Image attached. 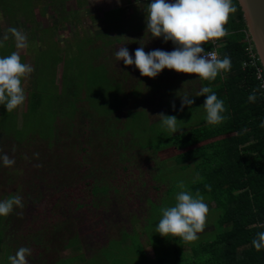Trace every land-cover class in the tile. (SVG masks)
I'll return each instance as SVG.
<instances>
[{
  "label": "rangeland",
  "instance_id": "obj_1",
  "mask_svg": "<svg viewBox=\"0 0 264 264\" xmlns=\"http://www.w3.org/2000/svg\"><path fill=\"white\" fill-rule=\"evenodd\" d=\"M25 3L28 7L31 6L26 1ZM81 3L80 5L85 4V2ZM11 4L15 10L20 12L24 10L26 16L30 12L23 5ZM65 9L66 12L82 9L90 10L91 16L85 19L87 29L93 28L94 20L97 21L104 18L102 7L96 8L93 5L78 6L73 1L69 2ZM51 10L53 15L54 8ZM19 20L21 22L29 21L24 18ZM9 27H13L12 23L4 15H1L0 28ZM73 34H76V30L70 29V27L65 32H61V35L66 39L71 38ZM40 36L43 38L46 35L40 34ZM92 47L93 45L89 46L88 44L79 45L76 48L77 54L69 57H66L65 54L63 55L62 52H58L57 55H60L61 60L57 59L55 54L47 53L48 51L38 54V47L34 45V42L28 44L26 50L15 49L20 56L21 62L31 65V72L36 70V79L34 80L30 77L31 73L22 78L21 87L24 90L25 100L21 105L17 106L19 117L18 122H15V126L18 123L21 131L18 133V139L14 135L9 134L7 141L12 143L18 140L23 146L20 149H8V146L2 148L0 145V154H6L14 161L10 166L0 165V169L6 172L7 175L18 176V178L29 174L32 168L36 166L33 160V157H35L34 153L48 154V158L51 159L49 151L46 150L47 143L45 141L53 140L56 143L62 134L60 146H63L62 143H65V140L69 137L68 129L61 126L59 121L57 135L54 136L57 124L51 122L60 119L61 113L73 114V112L79 110L78 113L81 115L77 116L76 120L78 122L73 126L76 128L74 134L77 133V136L70 135L71 142L68 143L70 150L73 151L71 162L74 163L68 166L63 161L60 162L61 173L64 177L66 176L64 179L69 182L67 187L57 184V180L58 183H61L60 175L55 180L45 176L46 181H50L56 186H39L37 193H40V197L32 199L34 197L22 196L20 189L15 193L17 187H14V184L17 181L15 183L13 181L2 182L0 199L14 193H20V197H23L21 201L26 204V211L24 210L26 216H22V213L17 214L21 212L19 210H22V208H18V211H12L9 215L3 217L4 220L0 221L1 234V227L5 221L15 216L14 220L10 221L8 228L10 231L8 232L7 230L8 234L6 233L4 245L0 244V264H8L7 256L14 254L15 249L13 247H17V243L12 244L11 242L16 235L14 241H19L20 232L35 231L39 229V225L43 227L44 225L47 226L48 223L59 221L66 224L68 222L74 226V231L82 238L86 252L91 249L98 250L97 245H105L108 242V237L116 236L119 226L129 232L135 230L139 235L138 238L144 255L148 261L152 260L155 250L148 245L145 234L142 232L144 222L145 224L146 222L151 224V219L155 218L153 211L150 218V213L147 212L148 205L159 202L169 187L177 181H183L185 185H189L188 178H191V181L196 179L192 173L189 177V171L184 168L187 164L185 166L183 164L176 165L175 155L179 152L178 150L162 148L165 137L162 135L164 132L159 126V117L157 115L166 113L167 109L161 108L159 104H168V96L170 98L173 95L172 85L165 83L164 91H162L163 96L154 98L152 95L155 93L153 94L147 85H152L154 82L152 78L148 83L145 80L142 83L140 82L142 78L137 77V80H139L135 84L133 77H130V80L126 79L124 84L118 74L119 63L121 62L117 59L116 68H112L113 76L111 74V77H107L109 69L104 65L103 55L100 57L99 50H91ZM66 48L70 51L74 49L73 44H69ZM99 48L102 49V45ZM12 49L9 46L6 50V55ZM38 55L41 57L39 60H37ZM66 59L68 75L77 76L79 93L76 95L77 100H69L68 103L66 102V106L60 108L63 98L61 93L64 87L68 86L66 81L69 80L68 77L64 76ZM127 66L134 67L132 65ZM54 71L55 84L53 82ZM39 72L41 77H38ZM161 72L162 80L167 81L170 79L166 75L167 69H162ZM182 77L186 78L184 83L186 90L196 84L194 74H187ZM107 78L112 81L110 82L111 84ZM131 79L133 81L130 85L127 82H130ZM133 85L136 86L133 88ZM36 88L40 93V103L35 109L34 106L37 105H35V101L31 97V91H35ZM86 101L87 103L84 105ZM29 105L30 108H28ZM78 107L79 109H76ZM202 110L204 111V109ZM83 111H86L84 117L82 116L84 115ZM189 112H184V115L180 116L168 111L167 115H174L179 122L185 123L187 120L189 122L193 120L192 113H190L191 117L186 116ZM199 115H202V111ZM3 120H5L4 116L0 121ZM85 133L87 134L85 135ZM29 136L36 137L35 144ZM23 141L25 142L22 143ZM144 143H149L150 146H153L152 149L147 151L145 149L140 150L139 145ZM60 150H63V148H59ZM41 157L39 155L38 158ZM59 161L60 157L56 158L54 163L59 166ZM162 162H164L163 166H161ZM192 168L193 166L191 165L189 170ZM159 170L163 171L159 172ZM92 184H96L100 188L106 185L109 188V199L104 200L99 196H92ZM24 193L27 194V190ZM99 198L102 199L101 202ZM169 201L170 199L166 200V206L172 204ZM163 204L162 202L161 207ZM67 218L70 219L67 220ZM26 219L27 221H25ZM210 219V216L206 215L204 227L197 233L195 240L185 241L182 246L185 251H189L192 244H198L200 241L206 240L208 237L206 232L213 229L209 223ZM154 226L155 224L151 231L154 230ZM54 232L53 230V234H55ZM29 248L31 249V257H35L39 252V259L42 258L43 253L36 245ZM135 250L136 247L132 250L128 249L129 253H126L128 259L124 264H156L154 261H140L135 254ZM159 250L163 251V245ZM63 254L67 255L68 253L65 252ZM88 256L90 255L88 254ZM63 257L65 258V256ZM67 263L71 264L70 262Z\"/></svg>",
  "mask_w": 264,
  "mask_h": 264
},
{
  "label": "trees",
  "instance_id": "obj_2",
  "mask_svg": "<svg viewBox=\"0 0 264 264\" xmlns=\"http://www.w3.org/2000/svg\"><path fill=\"white\" fill-rule=\"evenodd\" d=\"M25 1L30 6L35 0H0V16L4 15L10 23L17 19H28L31 7H28ZM11 3L17 6L19 4L20 6L23 5L30 12L26 16L24 10L21 12L15 10ZM231 4L234 10L228 14L223 24L225 35L216 38L220 58L224 55L229 56L231 67L227 72L221 71L218 73L217 77L211 81L200 80L201 85H207L211 91L216 93L217 98L222 99L225 108L223 113L225 119L216 125L209 124L205 120L194 124H190L188 120L185 123L180 121L176 133L172 135L164 129V133H162L165 137L162 148L179 151L175 155L176 165L189 163L193 166L191 173L196 179L191 181V178H188L189 185H185V189L193 193L199 192L203 196L205 203L208 205L207 215L211 218L209 223L213 229L206 232L208 237L205 241L192 244L189 251L182 248L185 241L172 236L163 237L155 233L154 230L151 231V228L160 217L161 203L163 202V206H166V200L168 199H170L169 202L174 203L172 198L178 190L177 182L171 185L159 202L148 205L147 212L150 213V218L152 211L155 213V218L151 219V224H147V222L145 224L144 222L142 226V232L145 234L148 245L155 250L154 258L149 261H154L156 264H264V248L257 250L251 245V240L256 234L259 231H264V127L260 126L261 119H264V97L260 95L259 83L253 69L250 67L244 68L243 66L247 56V42L244 34L246 26L236 1L231 0ZM203 46L205 50L212 47L211 40L204 42ZM5 47V45L0 44V56L6 55L7 49ZM51 51L53 50H48L47 53L54 54V51ZM69 56L68 54L67 57ZM56 58L58 59L57 56ZM67 68L66 59L64 76L69 78L66 81L69 87L65 86L61 93L63 98L60 108L66 106L69 100H77L76 95L79 93L77 76L68 75ZM38 77H41L40 72ZM31 78L36 79V70ZM140 78H142L140 81L142 83L143 80L149 79L144 76ZM133 79H131V82L137 84L139 79L137 80V77ZM53 82L55 84V71ZM156 85L159 84H156L155 81L150 85L152 93H155L152 97L159 98L163 96L164 85ZM253 92L255 93V99L249 101L248 95ZM156 93L159 94L156 95ZM39 94L37 88L35 91H31V97L37 105L34 106L35 109L40 103ZM203 101L204 97L201 96L200 104H203ZM86 103L87 101L84 105ZM28 108H30V105ZM76 109H79V107ZM124 109L126 108L124 107ZM166 109L165 115L169 111L167 107ZM177 109L179 110H176V114L180 116L184 115V110H189L185 107L180 108V105ZM78 111L73 112V114L61 113L60 119L51 122L57 124L54 136L57 135L59 123L69 131V137L65 140V143H62L63 146H60L62 134L56 143L53 140H44L47 143L46 150L49 151L51 159L48 158V154L35 155L36 158L33 157V160L36 166L32 168L29 174L19 178L18 176H9L0 169V190L3 181H13L14 183L17 181L14 184V187H17L15 193L20 189L22 196H31L34 197L32 199H35L40 197V193H37L39 186H56L50 181H46L45 176L55 180L60 175L61 183H58L57 180V184L63 187L69 185V182L64 179L66 176L64 177L61 173L60 162L63 161L68 166L74 163L71 162L73 151L70 150L68 143L71 142L70 135L77 136V133L74 134L76 128L73 126L78 122L76 120L77 116L81 115ZM83 112L84 115L82 116L84 117L86 111ZM3 116L5 120L0 121L1 147L8 146V149H20L23 146L20 141L16 140L12 143L7 141L9 134L17 138L18 133L21 131L18 123L15 126V122H18L19 117L17 107L6 111L0 105V120L3 119ZM218 137L220 139H215ZM29 138L33 140V143L36 140L34 136H29ZM152 147L149 143L139 145L140 150L145 149L146 151L152 149ZM59 148H63V150L59 151ZM39 155L40 157L42 155V157L38 158ZM58 157H60V167L57 166V163H54ZM163 165L164 162L161 163V166ZM57 167L59 168L57 169ZM161 171L163 170H159V172ZM191 173H189V177ZM24 190H27V194L24 193ZM91 195L107 200L110 197L109 188L106 185L100 188V186L92 184ZM31 197L29 198L31 199ZM102 199L99 198L100 202ZM25 205L23 203L22 210H19L21 212L17 214L22 213V216H26V213H24V210L26 211ZM16 210L18 211V208L14 207L13 211ZM14 217L6 220L1 227L0 244L2 245H4L5 238L10 231L8 230L10 221L14 220ZM69 219L67 218V220ZM2 220H4L3 217H0V221ZM59 222L48 223L47 226L44 225L43 227L39 225V229L35 231L20 232L19 241H14L16 235L11 242L12 244L17 243V247H10L16 250L20 246L29 248L36 245L42 251L43 256L41 259H39V252L35 257L28 255L26 257L27 264H68L67 262L71 264H124L128 259L126 257V253H129L128 249L132 250L135 247V254L138 259L149 262L142 251L139 235L135 230L129 232L119 226L116 236L108 237V242L105 245H97L98 250L91 249L86 252L82 238L76 234L74 226L68 222L67 224ZM53 230L55 234H53ZM162 245L163 251H160ZM65 252L68 254L64 255ZM59 254L61 255L58 256Z\"/></svg>",
  "mask_w": 264,
  "mask_h": 264
},
{
  "label": "clouds",
  "instance_id": "obj_3",
  "mask_svg": "<svg viewBox=\"0 0 264 264\" xmlns=\"http://www.w3.org/2000/svg\"><path fill=\"white\" fill-rule=\"evenodd\" d=\"M233 10L231 0H147V31L152 38L171 41L174 47L170 51L155 48L145 52L143 46H140L130 56L128 49L121 46L115 50L114 56L118 61L122 60L124 65L134 66L144 77L153 78L162 69H170L177 73L194 74L195 79L201 81H211L221 71H229L231 60L227 55L219 58L214 50L206 51L203 45L206 41L225 35L223 24ZM9 33L15 49L27 47V36L22 30L9 27L5 30L3 39H7ZM31 71V65L21 62L15 50L0 56V105L6 111L24 102L21 81ZM198 95L204 97L202 107L205 121L212 125L222 122L225 119L222 99L217 98L216 93L207 85L200 87ZM179 99L180 108L193 103V98L187 95ZM254 99L255 93H250L248 100ZM157 116L162 129L173 134L178 131L179 121L176 116L163 113ZM260 126L264 127V119H261ZM13 163V159L6 154H0V165L10 166ZM177 188L174 203L159 209L160 217L154 231L163 237L172 236L183 241H193L204 227L208 205L199 192L186 190L183 181H177ZM14 207L23 208L19 194L14 193L0 199V217L9 215ZM251 245L257 250L264 248V231L256 234ZM30 253V248L18 247L14 254L7 256L8 264H27L26 257Z\"/></svg>",
  "mask_w": 264,
  "mask_h": 264
},
{
  "label": "crops",
  "instance_id": "obj_4",
  "mask_svg": "<svg viewBox=\"0 0 264 264\" xmlns=\"http://www.w3.org/2000/svg\"><path fill=\"white\" fill-rule=\"evenodd\" d=\"M73 1L76 2L78 6L93 5L96 8L102 7L104 18L102 20H94L93 28L87 29L85 19H88V17L91 16V11L82 9L66 12V5ZM81 2H85V4L80 5ZM81 2L79 0H35L30 6L31 13L28 17L29 21L21 22L17 19L12 22V25L26 34L28 44L34 42V45L38 47V54L53 50L58 59H60V55H57L58 52H62V54H65L67 57L68 54H77L76 48L79 45H93L91 50L98 49L100 57L103 55L104 65L109 69L107 77H111L112 68L116 65L114 52L118 47L125 46L128 49L130 56L132 55L133 50L140 46H143L145 52L155 48L170 51L174 47L171 41L165 42L162 38H152L147 31L145 26L147 0H119L118 3L117 0H83ZM52 8H54L53 15L51 14ZM69 27L70 29L72 28L76 30V34H73L71 38L66 39L61 35V32H65ZM6 29L7 28H2L1 30L0 28V44L5 45L6 49L11 46L14 51L15 47L11 34H8L7 39H3ZM40 34L46 36H43L42 38ZM69 44H73L74 49H71V51L66 48ZM99 45H102V49L99 48ZM27 48L28 45L23 50H26ZM211 48L212 47L209 49ZM40 58V55H38L37 60ZM120 62L118 74L122 78V81H124V84L126 79L130 80V77H142L139 74L138 69L124 65L122 60H120ZM31 75H34V71L31 72ZM161 75L162 72L158 73L152 78V80L155 81L156 84H159L156 86H161L165 83L172 85L171 89H173V95L170 98L168 96V104H159V106L161 108L167 107L169 111L176 113V110L180 105L179 97L188 94L187 96L193 98L192 105L185 106V108H189V110L183 111H190L189 114L192 113L193 115V120L188 122L194 124L205 120V113L202 110V104H200L201 96L198 95L199 89L202 86L200 84V79H195L196 84L192 85V88L186 90V87H184L186 78L182 76H186L187 74L177 73L167 69L166 75L170 78L167 81L162 80ZM108 80L110 83L111 80ZM148 80L151 81V78ZM130 82L127 83L130 84ZM135 86L136 85H133V88ZM148 87L151 89L150 85H148ZM173 105L175 106L173 107ZM201 111L202 115H199ZM189 114L188 116L191 117V114ZM215 139H220V137ZM183 165H186L185 167H187L189 173L193 171V168L189 170L191 166L189 163H184Z\"/></svg>",
  "mask_w": 264,
  "mask_h": 264
},
{
  "label": "water",
  "instance_id": "obj_5",
  "mask_svg": "<svg viewBox=\"0 0 264 264\" xmlns=\"http://www.w3.org/2000/svg\"><path fill=\"white\" fill-rule=\"evenodd\" d=\"M264 66V0H235Z\"/></svg>",
  "mask_w": 264,
  "mask_h": 264
},
{
  "label": "built area",
  "instance_id": "obj_6",
  "mask_svg": "<svg viewBox=\"0 0 264 264\" xmlns=\"http://www.w3.org/2000/svg\"><path fill=\"white\" fill-rule=\"evenodd\" d=\"M244 34L247 42V48H246L247 56L243 62V66L244 68L250 67L251 69H253L254 74L256 75L257 81L259 83L260 95L264 97V66L260 61L258 52L255 48V45L252 41L249 31L244 30ZM211 42H212V48L209 50H214L218 54V57L220 58V54L217 50L218 46H217L216 38L214 40H211Z\"/></svg>",
  "mask_w": 264,
  "mask_h": 264
}]
</instances>
